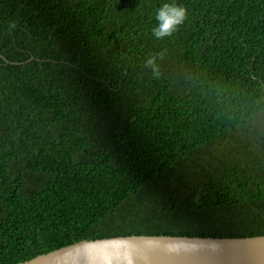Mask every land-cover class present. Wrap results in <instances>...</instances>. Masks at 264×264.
Listing matches in <instances>:
<instances>
[{"label": "trees", "instance_id": "1", "mask_svg": "<svg viewBox=\"0 0 264 264\" xmlns=\"http://www.w3.org/2000/svg\"><path fill=\"white\" fill-rule=\"evenodd\" d=\"M261 235L264 0H0V264Z\"/></svg>", "mask_w": 264, "mask_h": 264}, {"label": "water", "instance_id": "2", "mask_svg": "<svg viewBox=\"0 0 264 264\" xmlns=\"http://www.w3.org/2000/svg\"><path fill=\"white\" fill-rule=\"evenodd\" d=\"M117 241L144 246L151 242L165 245L180 243L188 252L167 255L159 250H146L136 264H264V235L243 238H201L187 236H120L80 241L19 264H64L60 258L86 244L111 245ZM118 264V262H113Z\"/></svg>", "mask_w": 264, "mask_h": 264}, {"label": "clouds", "instance_id": "3", "mask_svg": "<svg viewBox=\"0 0 264 264\" xmlns=\"http://www.w3.org/2000/svg\"><path fill=\"white\" fill-rule=\"evenodd\" d=\"M158 26L152 29V34L156 39L171 37L179 30V26L187 19V9L183 5L175 2L165 3L156 14ZM10 27L14 28L15 24ZM157 59H163V52L154 54L145 61V66L152 67L157 73ZM146 250H159L163 254L173 255L181 252H188V246L180 243H169L159 245L147 243L144 246L135 245L127 241H117L111 245L86 244L83 247L74 249L60 258L64 264H136L138 258L147 255Z\"/></svg>", "mask_w": 264, "mask_h": 264}]
</instances>
